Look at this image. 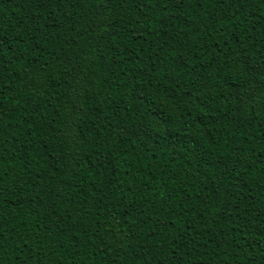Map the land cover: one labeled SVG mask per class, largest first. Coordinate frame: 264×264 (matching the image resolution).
I'll list each match as a JSON object with an SVG mask.
<instances>
[{"label":"trees","instance_id":"16d2710c","mask_svg":"<svg viewBox=\"0 0 264 264\" xmlns=\"http://www.w3.org/2000/svg\"><path fill=\"white\" fill-rule=\"evenodd\" d=\"M0 264H264V0H0Z\"/></svg>","mask_w":264,"mask_h":264}]
</instances>
